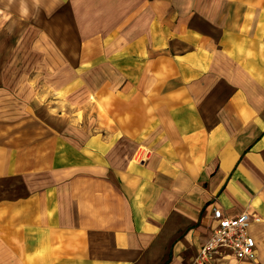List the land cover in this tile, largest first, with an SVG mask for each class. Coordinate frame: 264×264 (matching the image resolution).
Segmentation results:
<instances>
[{
  "label": "crops",
  "instance_id": "1",
  "mask_svg": "<svg viewBox=\"0 0 264 264\" xmlns=\"http://www.w3.org/2000/svg\"><path fill=\"white\" fill-rule=\"evenodd\" d=\"M4 26L36 50L0 68V264H191L214 207L260 221L209 264H264V0H0Z\"/></svg>",
  "mask_w": 264,
  "mask_h": 264
},
{
  "label": "built area",
  "instance_id": "2",
  "mask_svg": "<svg viewBox=\"0 0 264 264\" xmlns=\"http://www.w3.org/2000/svg\"><path fill=\"white\" fill-rule=\"evenodd\" d=\"M212 219L215 226L210 237L201 246L191 264H209L215 255H231L236 259L254 260L256 258V243L248 234V227L252 222H259L260 217L241 213L236 218H229L214 207Z\"/></svg>",
  "mask_w": 264,
  "mask_h": 264
},
{
  "label": "rangeland",
  "instance_id": "3",
  "mask_svg": "<svg viewBox=\"0 0 264 264\" xmlns=\"http://www.w3.org/2000/svg\"><path fill=\"white\" fill-rule=\"evenodd\" d=\"M3 23V22H2ZM6 24V23H5ZM25 31V28L20 26V27H13L8 29L6 26L4 27H0V68L2 69V73L4 74L6 72L7 67L9 69L13 68L14 66H18V67H23L24 66V61L22 59L18 60V61H12V59H10L9 55L12 53H22V52H27L29 53L30 51H35L36 50V45H32V43L30 42L26 44L27 41L21 43L18 42L19 40H21L22 38H20L23 33ZM26 35L28 37H33V36H37L35 30L32 29H28L26 31ZM30 61V60H29ZM34 61H30V63H32ZM37 62V61H36ZM21 79V76L18 77ZM17 77H13V81L15 83V81L18 79ZM33 78V77H32ZM0 79H2V81L5 80V75H1ZM53 81L54 80V76H48V82L49 81ZM21 94H18L17 92L13 93L15 96V101L18 105H21L22 99L26 98L27 93L24 92H20ZM19 95V96H17ZM7 97H4V100L6 101Z\"/></svg>",
  "mask_w": 264,
  "mask_h": 264
}]
</instances>
